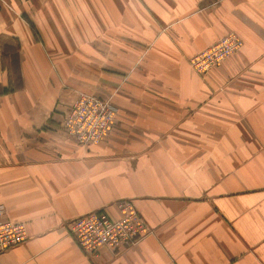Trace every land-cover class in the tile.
Returning <instances> with one entry per match:
<instances>
[{
	"label": "crops",
	"instance_id": "crops-1",
	"mask_svg": "<svg viewBox=\"0 0 264 264\" xmlns=\"http://www.w3.org/2000/svg\"><path fill=\"white\" fill-rule=\"evenodd\" d=\"M81 94L116 108L98 145L61 130ZM119 201L151 234L85 255L67 223ZM0 205V264H264V0H0Z\"/></svg>",
	"mask_w": 264,
	"mask_h": 264
},
{
	"label": "built area",
	"instance_id": "built-area-1",
	"mask_svg": "<svg viewBox=\"0 0 264 264\" xmlns=\"http://www.w3.org/2000/svg\"><path fill=\"white\" fill-rule=\"evenodd\" d=\"M240 47V39L232 33L227 34L189 59V65L196 74L204 76ZM115 115L116 108L110 100L81 94L63 115L61 130L83 147L98 145L106 141L111 133ZM115 207L119 214L117 219H112L106 209H102L67 223L69 236L85 255L97 257L102 251L118 253L151 234L130 201H119ZM26 236L25 225L8 221L5 207L0 205V256L7 249L22 243Z\"/></svg>",
	"mask_w": 264,
	"mask_h": 264
}]
</instances>
